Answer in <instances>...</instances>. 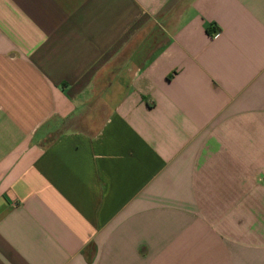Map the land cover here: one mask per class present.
<instances>
[{
    "label": "crops",
    "instance_id": "0c3cea01",
    "mask_svg": "<svg viewBox=\"0 0 264 264\" xmlns=\"http://www.w3.org/2000/svg\"><path fill=\"white\" fill-rule=\"evenodd\" d=\"M0 264H264V0H0Z\"/></svg>",
    "mask_w": 264,
    "mask_h": 264
}]
</instances>
